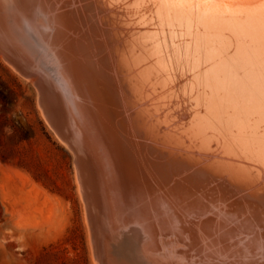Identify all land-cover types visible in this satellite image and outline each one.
<instances>
[{"label": "bare ground", "instance_id": "bare-ground-1", "mask_svg": "<svg viewBox=\"0 0 264 264\" xmlns=\"http://www.w3.org/2000/svg\"><path fill=\"white\" fill-rule=\"evenodd\" d=\"M80 1L14 0L8 45L21 63L0 58L35 80L44 120L73 154L94 264H264V189L238 179L251 170L264 187V0H102L107 16ZM125 96L181 124L178 145L243 168L172 161L146 144Z\"/></svg>", "mask_w": 264, "mask_h": 264}, {"label": "rangeland", "instance_id": "rangeland-1", "mask_svg": "<svg viewBox=\"0 0 264 264\" xmlns=\"http://www.w3.org/2000/svg\"><path fill=\"white\" fill-rule=\"evenodd\" d=\"M101 1L80 2L107 16ZM34 81L0 58V264H94L73 154L44 120Z\"/></svg>", "mask_w": 264, "mask_h": 264}, {"label": "water", "instance_id": "water-1", "mask_svg": "<svg viewBox=\"0 0 264 264\" xmlns=\"http://www.w3.org/2000/svg\"><path fill=\"white\" fill-rule=\"evenodd\" d=\"M17 10L14 0H0V18L2 19L0 26V52L5 53L6 56L19 64L21 61L14 53H12V46L8 45V40L9 42H14L15 38L19 39L18 28L16 27L13 18V15H16L14 12ZM22 29L26 34L30 32V27H27L26 23ZM119 74H125V72H119L118 75ZM120 77L122 78V76L119 75V78ZM131 94L132 93H129V95ZM125 99L128 102L127 104H131L129 107L132 108L128 111L130 121L136 122L135 124L138 127L139 133L143 134L142 138L145 140L146 144H149L152 147H158L155 143L159 144L162 151L167 153L172 161L187 162V167L189 166V168H192V171H195L196 173L205 174L211 171L213 173H219L221 176L224 174L228 175L229 173L235 175L236 173L234 172L233 167L240 166V168H243L241 167L242 163L234 161L232 156L230 158L227 155H218L214 151L197 152L193 147L187 148L185 145H178L180 142L187 141L185 134H183L180 127L166 126L162 123H158L156 117H154L156 118L154 119L151 118L150 115L148 116L144 113L146 106L143 105L141 101L133 102L131 96H129V98L125 96ZM230 169L232 172L229 171ZM250 171L251 170H242L239 172L242 175H240L238 179L247 184L252 182L249 185L250 188L248 191L264 189L263 182H254L256 174Z\"/></svg>", "mask_w": 264, "mask_h": 264}, {"label": "clouds", "instance_id": "clouds-1", "mask_svg": "<svg viewBox=\"0 0 264 264\" xmlns=\"http://www.w3.org/2000/svg\"><path fill=\"white\" fill-rule=\"evenodd\" d=\"M56 87L61 90V92H63L64 90V84L61 80L57 79V82H56Z\"/></svg>", "mask_w": 264, "mask_h": 264}]
</instances>
